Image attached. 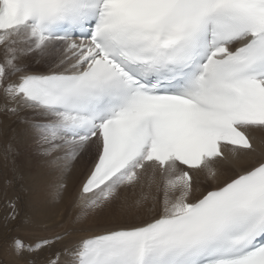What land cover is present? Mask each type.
Listing matches in <instances>:
<instances>
[{"label":"snow or ice","instance_id":"1","mask_svg":"<svg viewBox=\"0 0 264 264\" xmlns=\"http://www.w3.org/2000/svg\"><path fill=\"white\" fill-rule=\"evenodd\" d=\"M0 45L8 111L37 110L44 151L67 146L74 157L95 138L82 205L105 206L149 165L165 176L158 215L81 238L44 264H264V158L198 198L190 171L176 170L215 176L225 147L256 151L264 0H0ZM54 53L59 63L44 73L21 62ZM10 207L6 230L18 215ZM49 246L13 237L4 252L20 259Z\"/></svg>","mask_w":264,"mask_h":264},{"label":"bare ground","instance_id":"2","mask_svg":"<svg viewBox=\"0 0 264 264\" xmlns=\"http://www.w3.org/2000/svg\"><path fill=\"white\" fill-rule=\"evenodd\" d=\"M20 46L25 47L26 45L21 44ZM3 51V46L0 45V61L3 58ZM33 58L37 59L36 63L41 68L50 69L59 63L60 54L54 53L49 57L26 54L22 56L21 62L26 64L28 59ZM47 70L33 72L44 73ZM19 75V73L9 74L4 83L17 82ZM15 106L0 90V136L4 139L2 141H4L3 148L5 149V151L3 150L4 156L0 157V243H2L0 250H3L0 253V264H29L31 261H35L36 264H44L49 255L62 251L81 238L100 234L107 229L123 224L143 223L148 221L151 215H158L162 211L163 205L160 209H153L140 217L133 216L135 214L133 213V217L126 215L129 218L126 216L124 218L123 216L125 221L116 220L121 217L122 211L131 212L133 208L141 205L147 195L153 193L165 199V176L160 173L158 167L154 168L149 165L142 171L138 182L132 185H121L118 188L116 196L122 195V198L125 199V202L117 208L120 212L117 216L119 218L113 217L114 222H109L105 217L106 223L102 221V224L94 225L93 218L95 216L91 213L95 210L82 205L81 188L86 174L92 166L93 161L91 160L95 159L98 151L95 138L74 157L67 154V146L54 149L51 153H41L40 151L45 148L39 147L41 150H37L39 143H36L37 134L35 130L32 131L31 122L41 120L43 117L37 118V110L31 108L21 107L17 112L8 111V108ZM1 107L4 109L2 110ZM250 135L254 138L253 144L256 151L249 154L244 150H238L234 153L231 146L225 147L223 151L226 158L211 162V169L215 172V176L210 174L208 168L187 169L193 177V197L198 198L204 192L234 178L241 170L249 167L253 160L264 158V132L252 130ZM43 146L45 147V145ZM176 170L179 173L184 171V167L177 163ZM60 185L63 187H59ZM12 202L15 203L18 214L20 207L21 209L27 208V212L22 219L20 218L21 230H15L13 227L16 226L18 220L15 222L16 219H9L7 231L4 223L11 211L10 203ZM103 210L101 211L103 212ZM96 214L99 217V214ZM113 220L110 219V221ZM90 221L94 226L88 224ZM55 235H60L61 239L55 240ZM13 237L21 238L26 244L39 238H47L50 241V246L42 251L25 254L20 259H16L11 254L4 252L5 244L10 242Z\"/></svg>","mask_w":264,"mask_h":264},{"label":"rangeland","instance_id":"3","mask_svg":"<svg viewBox=\"0 0 264 264\" xmlns=\"http://www.w3.org/2000/svg\"><path fill=\"white\" fill-rule=\"evenodd\" d=\"M36 58H33V59H28L27 60V63L25 64V65H28L27 67H28V69L30 70V71H39V70H47V69H49V68H41L39 65H37V63H36ZM1 109L3 110L4 108L3 107H1ZM0 112H1V110H0ZM36 117L38 118V117H41V116H37L36 115ZM35 121V120H34ZM33 121V122H34ZM33 122H31V125H32V127H31V129H32V131L33 130H35L34 129V127H33ZM25 128H26V126H25ZM31 129H30V131H31ZM27 130V128L25 129V131ZM23 133V132H22ZM34 137V136H33ZM0 152H2L3 150L5 151V149L3 148V143H4V141H2V140H4L3 139V137H1L0 136ZM39 143V137L37 136V140H36V143ZM37 143V144H38ZM2 147V148H1ZM39 147L40 148H42V149H46L48 146L47 145H45V147L43 146L42 147V145H39L38 144V148H37V150H41V149H39ZM54 150V149H53ZM53 150H52V152H53ZM2 152V154H0V157L3 155V153H5V152ZM31 151V150H30ZM41 153H46V151H44V150H41L40 151ZM49 153H51V151L49 152ZM4 156V155H3ZM48 156V155H47ZM5 158V157H4ZM91 161H93V159L91 160ZM7 163H8V160H7ZM8 165V164H7ZM200 175H203V174H200ZM19 187H21V184H19ZM163 201H164V199L161 197V196H158V195H156V194H150V195H147V197L145 198V200H144V202L141 204V205H138L137 207H135V208H133L132 210H131V212H129V211H122L121 213V217L119 218V217H117L118 216V214L120 213L118 210H117V208H119V206L123 203V202H125V199L124 198H122V195H120V196H116L115 197V199L114 200H112L111 202H109V203H107L105 206H102V207H100V208H93L95 211H92V213L91 214H94V218H93V222L95 223L94 225H99V224H102L103 222L104 223H106L105 221V217H107L108 219H107V221H109V222H114V218H119V219H116L117 221H125L126 219H124L125 218V216L126 215H129V217H133V216H135V217H140V216H142V215H144L145 213H147V212H150V211H152L153 209H160V207L163 205ZM118 202V203H117ZM9 205V204H8ZM115 209H114V208ZM23 209V208H22ZM21 209V207H20V212H19V214H18V218L16 217V220H15V222L17 223L16 224V226H13L14 227V229L15 230H21V219H22V217H23V215L27 212V208H25V209H23L22 210ZM71 209H72V207H71ZM89 209H91V210H93L91 207L89 208ZM105 210V212H104V210H103V212L101 211V210ZM110 209V210H109ZM112 209V210H111ZM115 210H116V212H115ZM101 211V212H100ZM137 211V212H136ZM100 212V213H99ZM109 212H111V213H109ZM119 212V213H118ZM125 212V213H124ZM127 212V213H126ZM129 212V213H128ZM96 213H98L99 214V217H98V215L96 214ZM117 213V214H116ZM133 213H135V214H133ZM100 214H102V216H100ZM105 214H106V216H105ZM113 214H116L115 216L113 215ZM132 214H133V216H132ZM97 215V216H96ZM131 215V216H130ZM124 216V218H122ZM93 217V216H92ZM114 217V218H113ZM128 216H126V218H129ZM21 218V219H20ZM96 218V219H95ZM113 218V219H112ZM95 219V220H94ZM110 219L111 220H113V221H110ZM124 219V220H123ZM115 220V221H116ZM97 221H99V222H97ZM103 221V222H102ZM19 222V223H18ZM92 222V223H93ZM109 222H107V223H109ZM91 223V221L90 222H88V224H91V225H93ZM93 225V226H94ZM20 228V229H19ZM8 231V230H7ZM8 239V238H7ZM0 249H2V243H0ZM1 252L0 253H2V251L3 250H0ZM1 255V254H0Z\"/></svg>","mask_w":264,"mask_h":264}]
</instances>
